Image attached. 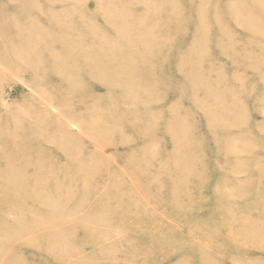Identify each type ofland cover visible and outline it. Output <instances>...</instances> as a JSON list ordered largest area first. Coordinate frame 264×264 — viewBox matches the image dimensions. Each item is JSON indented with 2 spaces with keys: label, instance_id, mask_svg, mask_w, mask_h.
I'll list each match as a JSON object with an SVG mask.
<instances>
[{
  "label": "rangeland",
  "instance_id": "374dc122",
  "mask_svg": "<svg viewBox=\"0 0 264 264\" xmlns=\"http://www.w3.org/2000/svg\"><path fill=\"white\" fill-rule=\"evenodd\" d=\"M203 1L0 0L14 30L28 23L14 4L48 16L30 21L43 36L18 60L6 48L22 37L0 24V264H264V12L252 26L237 0ZM134 20L157 45L152 65L141 55L130 84L102 64L88 73L91 58L121 55L99 54L107 42L141 49L137 26L115 33ZM56 32L57 57L43 59ZM183 57L199 62L177 68Z\"/></svg>",
  "mask_w": 264,
  "mask_h": 264
},
{
  "label": "bare ground",
  "instance_id": "6f19581e",
  "mask_svg": "<svg viewBox=\"0 0 264 264\" xmlns=\"http://www.w3.org/2000/svg\"><path fill=\"white\" fill-rule=\"evenodd\" d=\"M206 1H208V0H205V1H203L202 3H204V2H206ZM264 0H237V4L239 5V6H241V7H243L244 8V14H246L245 15V18H244V20L247 22V23H249L250 25H252L253 26V22H251V15L249 14L251 11L252 12H254V13H256L257 11H260V12H264L263 10H262V7H261V4H262V2H263ZM46 3V2H45ZM55 4H57V0H55V2H54ZM244 3H249V6H245L244 5ZM15 6H17L16 7V9L18 8V11L19 12H21V14H23V12H24V15L25 16H27L28 18H27V29L26 30H24V32L23 31H17L18 30V28H17V30H14V28L15 27H19L20 26V24H22L18 19H17V17L18 16H13L12 15V17L10 18V19H8V17L10 16V15H7V13H3V12H0V24L1 25H3V28H7L8 29V31H14L15 33H17L18 34V36L19 37H22V40L21 39H16V40H14L13 42H11V43H8V45H7V48H6V50L7 51H9L13 56H15L16 57V60H18V59H22L24 56H25V53H27V51L28 50H26L25 49V47H24V40H26V41H29L28 39H31L32 38V36L34 35V37H35V39L37 40V41H40L41 39V37L43 36V35H40V36H38V35H35V34H33V27L31 28V23L32 22H30L31 20L32 21H34L35 19H37V18H39V21L37 22V25H44L46 22H45V17H48L47 15H46V13L45 14H43V12L42 11H37L38 10V8H39V5H37V3H35L34 2V4H32L31 6H30V10H26L25 11V7L23 6H21V5H16V4H14ZM10 6H12V3H11V5ZM42 6V5H41ZM53 6L54 5H52V11H50L51 12V14L50 15H52L51 17H54V16H57V11H56V9L57 8H53ZM9 7V6H8ZM7 7V8H8ZM43 7H46V8H49L46 4H45V6H43ZM43 7H41L42 9H43ZM1 8V7H0ZM233 8L235 9L236 8V5H231V4H228L227 5V8H225L226 10H233ZM251 9L250 11H248L249 9ZM127 9V7H123V8H119L117 11H116V9H114L113 11H116L115 13H117L116 14V19L118 18V19H123V20H125V18H124V11ZM219 7L217 6L216 8H214L213 9V11H214V14H216V15H214V22H215V24L218 26V24H217V22H219V24L221 25V26H224V25H227V23L228 22H226L225 20H223L222 18H220V16H219ZM1 11V10H0ZM49 14V13H48ZM4 17H3V16ZM8 16V17H7ZM126 21H127V19H126ZM244 21V22H245ZM213 23V22H212ZM113 24V23H112ZM52 26H54V27H56L57 28V20L55 21V22H52ZM69 26V25H68ZM67 26V27H68ZM133 26H137L136 27V34L135 35H137V36H135L134 38H133V40H131L130 42H129V44L130 43H134V48H137L136 46H139L141 49H136V50H134L133 48H131V47H126L127 45H128V43L127 42H125L124 44H122L120 47H118L116 50L113 48V44H111V45H109L110 43L109 42H107L106 43V47L103 45L102 47H100V49H98V52H99V54L102 52V54H104V53H109V52H114V54H115V52H118L119 54H121L120 56H119V58H117V59H114V60H112L111 58H105L106 60H103V61H97L98 60V55L96 56V58L97 59H93V58H95V57H93V56H91V57H93V58H91L90 59V62L88 63H85L86 62V60H83V62H82V64L84 65V63H85V65L86 64H89V65H87V67H89V68H87L89 71H88V73H90L91 75L92 74H94V73H98L99 72V70H100V68L101 67H99V65H103V66H105V67H103V70L104 71H106V70H108V69H112V70H114V71H119L124 77H126L127 76V78H129V81H127V82H129L128 84H130V83H132V81H130L131 79H130V77L133 79V75H132V73H131V71L132 70H134V69H136L137 67H134L133 66V64H136V63H141V61H139L138 60V58L141 56V55H143V56H145L146 57V60L143 62V64H142V66L145 64L146 66H148V65H152L151 64V61L154 59V58H157V57H155V56H153V53H152V51H153V48H155L157 45H156V43H152V42H146V41H144V37H143V32H141V30H140V28H141V24H139L138 22H137V20L135 21H133V22H128L127 23V26L126 27H121L120 26V29H118V27L116 28V30H115V33H116V35H117V38H120L123 34H127L128 32H131V30L130 29H128L129 27H133ZM66 30V29H65ZM49 33V32H48ZM5 34V33H4ZM50 34V33H49ZM7 35V34H6ZM58 35H59V33H58ZM27 37V38H26ZM106 37H107V35H105V34H102L101 35V38H102V40L103 39H106ZM57 32H56V34L54 35V37L50 40L49 39V41L46 43V44H44L43 45V48H42V53L44 52V55H43V59H44V56H45V54H46V52H49V51H52L53 53L55 52V49H56V55H55V57H57ZM63 38V37H62ZM62 40V39H61ZM65 41L67 40V39H64ZM63 40V41H64ZM60 41V40H59ZM71 41V40H70ZM70 43H72V41L70 42ZM67 45H68V48H70L72 45H69V42H67L66 43ZM102 44V43H101ZM96 45H98V44H96ZM201 45V44H200ZM56 47V48H55ZM73 47V46H72ZM96 48H97V46H95ZM197 47V46H196ZM62 48V47H61ZM96 48H95V50H96ZM66 50V49H65ZM199 50H201L202 52H204V48L201 46V49H199ZM198 50V51H199ZM73 51H74V53L77 55L78 54V52L80 51L81 53H82V49L81 48H78V49H75V48H73ZM87 51V50H86ZM33 53V52H32ZM86 53H88V52H86ZM97 54L96 53V51H94V52H89V54ZM27 54H30V53H27ZM26 54V55H27ZM90 56V55H89ZM33 57H34V59L35 60H37L38 59V57H39V55H38V53H33ZM39 59L40 60H42V58H40L39 57ZM56 59V58H55ZM59 59V58H58ZM184 59V57L183 58H181L179 61H177V68L179 67V65H180V62L182 61ZM158 60V59H157ZM189 59H186V60H183V62H187ZM55 61V60H54ZM60 61V60H59ZM79 61L80 60H77L75 63H73V62H70V61H68L66 64L68 65V67H71V66H79L80 65V63H79ZM66 62V61H65ZM154 62V61H153ZM198 62L199 61H197V60H194V61H188V63L189 64H193V65H195V64H198ZM202 63L203 64H205L204 63V61H202ZM55 64V63H54ZM57 64V63H56ZM66 64H65V68H67V66H66ZM84 65V66H85ZM44 67V66H43ZM42 67V68H43ZM35 68V70L37 71V70H41V66L39 65L38 67H34ZM47 68V67H46ZM147 68H149V67H147ZM68 69V68H67ZM195 69V68H194ZM194 69H192V70H187V71H183V73H185L186 72V74L188 75V79H190V77H189V75H193V76H199L200 75V73H198L196 70H194ZM210 69H212V68H210ZM138 70H139V68H138ZM137 70V71H138ZM150 70V75H152L151 74V69H149ZM137 71L135 70V73L134 74H137ZM107 72H109V71H107ZM104 73V72H103ZM79 74V73H78ZM102 74V73H101ZM119 74V73H118ZM120 74V75H121ZM127 74H129L130 76H128ZM81 75V74H80ZM96 75V74H95ZM100 75V74H99ZM103 75V74H102ZM105 73H104V76L103 77H105ZM108 75V74H107ZM111 75V74H110ZM121 75V76H122ZM78 75H76V77H75V79L76 78H78L77 77ZM98 76V75H97ZM186 76V75H185ZM184 76V77H185ZM79 77H81V76H79ZM91 77V76H90ZM93 77V76H92ZM91 77V78H92ZM96 77V76H95ZM100 77H102L101 75H100ZM107 77V76H106ZM105 77V78H106ZM116 77H117V75H116ZM73 78H74V76H73ZM97 78V77H96ZM110 78H111V76H110ZM114 79H115V77H113ZM118 78V77H117ZM226 78V77H225ZM100 79V78H99ZM102 79V78H101ZM120 79V78H119ZM123 79V78H122ZM141 79L142 78H140V81H138V83H137V85L135 84L136 82H133L134 83V86H136V88H140L142 85H144L143 83H144V81H143V83L141 82ZM233 79V78H232ZM237 79V78H236ZM74 80V79H73ZM78 79H76L75 80V82H77L78 84L80 83V82H78L77 81ZM94 80H95V78H94ZM137 80H138V77H137ZM234 80V79H233ZM238 80V79H237ZM102 81V80H101ZM110 81V79L108 80V82ZM117 81V80H116ZM124 81V80H123ZM196 81V80H195ZM195 81H192L191 80V85L193 84V86H198V84H201V85H203V88L205 89V85H206V83L203 81V79L201 78V81L200 82H198V83H196L195 84ZM213 81V80H212ZM229 81V80H228ZM104 82V81H103ZM106 82H107V80H106ZM127 82H125V84H127ZM149 82V80H147L146 81V83H148ZM156 82V81H155ZM216 82V81H215ZM219 82V81H218ZM234 82H235V80H234ZM237 82V81H236ZM76 83V84H77ZM116 83V82H115ZM114 83V84H115ZM152 83V82H151ZM151 83L149 82L147 85H148V90H150L151 88H152V86H153V84L151 85ZM217 83V82H216ZM81 84V83H80ZM106 84V83H105ZM110 84V83H109ZM120 84V83H119ZM221 84H222V82H221ZM226 84V83H225ZM107 85V84H106ZM112 85V84H111ZM117 85V84H116ZM116 85H114V86H116ZM214 85V83H211L210 84V86H207V89L205 90V93H206V95H204V98H205V100L207 101V94L209 93V92H211V86H213ZM113 85H112V87H114ZM120 86V85H119ZM127 86V85H126ZM131 86V85H130ZM129 86V89L131 88ZM133 86V85H132ZM200 86V85H199ZM89 87V86H88ZM91 88V87H90ZM105 88V87H104ZM121 88H122V85H121ZM121 88H120V91H121ZM124 88V87H123ZM135 88V89H136ZM126 89V88H125ZM128 89V88H127ZM183 89V88H182ZM85 90V89H84ZM118 90V89H117ZM84 92V91H83ZM82 92V93H83ZM88 93V92H87ZM139 93V92H138ZM143 93H144V91H143ZM121 94V93H120ZM85 95H86V92H85ZM145 95V94H144ZM211 96H213L212 98L214 99V101H215V103H214V105H215V111H218V108H220V109H222L221 107L224 105L223 104V96L222 95H219V94H215V93H212L211 94ZM123 97V96H122ZM203 98V99H204ZM86 99V98H85ZM152 99V98H151ZM151 99H149V105H151V101H153V100H151ZM141 100V99H140ZM124 101V100H123ZM146 101V100H145ZM125 102V101H124ZM197 101H195V104H197L196 103ZM88 103V102H87ZM118 103H119V101H118ZM232 105V104H231ZM225 106V105H224ZM229 106V105H228ZM227 105L224 107V111H226V112H224V114H226V113H228L227 111L229 110V109H231V107H228ZM144 107L145 108H149L150 106H148V105H144ZM173 107H176V105L174 106L173 105ZM172 107V108H173ZM218 107V108H217ZM170 109V108H169ZM176 109V108H175ZM174 110V109H173ZM172 110V111H173ZM151 114V113H150ZM151 116V115H150ZM148 117H149V115H148ZM148 117H147V119H148ZM151 118V117H150ZM149 118V119H150ZM148 119V120H149ZM152 119V118H151ZM223 119V117H221L220 116V120H222ZM184 123H185V119H184V121H183ZM170 123H174V121H171ZM146 124H149V127L150 126H153L155 123H153V124H151L150 125V123H146ZM141 134H142V132H140ZM253 223V222H252ZM255 225V224H254ZM259 228V227H258ZM250 232V231H249ZM252 233V232H251ZM254 233V232H253ZM264 236V235H263ZM248 237H249V235H248ZM252 239V238H251ZM262 240V239H261ZM264 240V239H263ZM257 241H258V239H257ZM249 242V241H248ZM252 242V241H251ZM262 242H264V241H262ZM260 243V242H259Z\"/></svg>",
  "mask_w": 264,
  "mask_h": 264
}]
</instances>
